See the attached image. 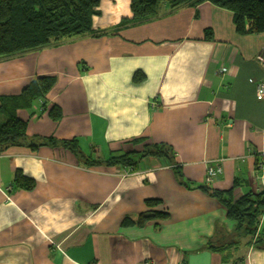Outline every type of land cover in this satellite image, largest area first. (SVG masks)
<instances>
[{
  "label": "crops",
  "instance_id": "1",
  "mask_svg": "<svg viewBox=\"0 0 264 264\" xmlns=\"http://www.w3.org/2000/svg\"><path fill=\"white\" fill-rule=\"evenodd\" d=\"M130 2L102 0L95 34L0 60V107L55 82L44 104L17 110L30 143L52 141L0 154V264H264V214L253 238L238 236L226 204L264 193V33L239 34L210 2L132 25ZM154 145L169 157L107 163ZM211 165L222 173L207 184ZM18 171L32 191L14 187Z\"/></svg>",
  "mask_w": 264,
  "mask_h": 264
},
{
  "label": "trees",
  "instance_id": "2",
  "mask_svg": "<svg viewBox=\"0 0 264 264\" xmlns=\"http://www.w3.org/2000/svg\"><path fill=\"white\" fill-rule=\"evenodd\" d=\"M210 2L216 7L228 10L234 15L236 30L239 34L264 33V0H131V17L123 22L132 25L142 24L157 17L162 5L177 10L186 5H198ZM102 0H0V60L38 51L57 45L65 40L95 34V19L102 16ZM212 36V33L208 34ZM143 75L137 72L134 80L141 81ZM53 78H39L33 81L22 93L21 98L2 101L0 112L5 120L0 123V154L12 147H29L35 150L52 140L37 139L35 144L28 141L26 122L17 116L21 107H32L34 102L45 98L54 86ZM54 119L61 118V111L54 107L50 111ZM138 140L134 144L141 145ZM70 146L71 142H64ZM171 150L163 145L144 147L141 152L125 153L113 156L107 163L131 167L135 170L141 159L147 155L160 157L170 155ZM35 181L22 172L15 174L14 187L18 190L32 191ZM222 199L221 192H213ZM148 204H152L151 201ZM228 216L238 222L236 234L253 238L260 226L264 214V193L246 195L236 203L226 201ZM165 217V214H164ZM149 215L141 214L138 221L126 219L124 224L141 225ZM227 243V244H226ZM228 242L211 243L212 249H219ZM256 244L264 245V233L258 236Z\"/></svg>",
  "mask_w": 264,
  "mask_h": 264
},
{
  "label": "built area",
  "instance_id": "3",
  "mask_svg": "<svg viewBox=\"0 0 264 264\" xmlns=\"http://www.w3.org/2000/svg\"><path fill=\"white\" fill-rule=\"evenodd\" d=\"M259 60L264 65V49L260 52ZM256 94L259 100H264V80L256 83ZM152 105L154 108L157 107V103H153ZM258 167H259V172L264 178V141L261 149L258 151ZM221 173H222V167L216 165L209 166L207 169V174L205 179L206 183L212 184V182ZM144 264H148V263H144Z\"/></svg>",
  "mask_w": 264,
  "mask_h": 264
},
{
  "label": "rangeland",
  "instance_id": "4",
  "mask_svg": "<svg viewBox=\"0 0 264 264\" xmlns=\"http://www.w3.org/2000/svg\"><path fill=\"white\" fill-rule=\"evenodd\" d=\"M121 11V10H120Z\"/></svg>",
  "mask_w": 264,
  "mask_h": 264
}]
</instances>
